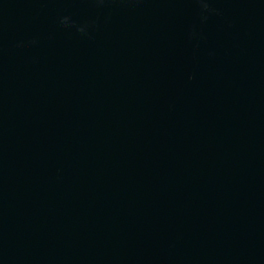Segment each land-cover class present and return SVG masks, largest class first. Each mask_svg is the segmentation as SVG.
<instances>
[{
	"label": "water",
	"instance_id": "95a60500",
	"mask_svg": "<svg viewBox=\"0 0 264 264\" xmlns=\"http://www.w3.org/2000/svg\"><path fill=\"white\" fill-rule=\"evenodd\" d=\"M0 264H264V0H0Z\"/></svg>",
	"mask_w": 264,
	"mask_h": 264
}]
</instances>
